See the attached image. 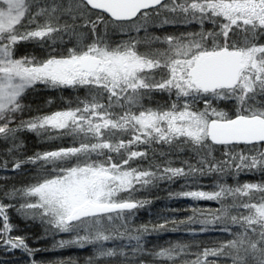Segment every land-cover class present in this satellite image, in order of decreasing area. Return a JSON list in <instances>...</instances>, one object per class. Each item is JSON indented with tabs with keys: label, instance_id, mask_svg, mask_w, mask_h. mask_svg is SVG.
<instances>
[{
	"label": "snow or ice",
	"instance_id": "obj_1",
	"mask_svg": "<svg viewBox=\"0 0 264 264\" xmlns=\"http://www.w3.org/2000/svg\"><path fill=\"white\" fill-rule=\"evenodd\" d=\"M49 238L87 250L53 264H264V0H0V264Z\"/></svg>",
	"mask_w": 264,
	"mask_h": 264
},
{
	"label": "trees",
	"instance_id": "obj_2",
	"mask_svg": "<svg viewBox=\"0 0 264 264\" xmlns=\"http://www.w3.org/2000/svg\"><path fill=\"white\" fill-rule=\"evenodd\" d=\"M32 99L34 102V106L39 105V107L43 111H52L58 107L66 106L67 102L70 99H73V97H71L67 93L51 95L50 93L45 92V93H40V94L34 96ZM49 99L52 100V102H53L52 105L47 104V100H49ZM26 145H27L28 153L31 154L33 151L42 150L45 147H52V146H54V143L50 144V145H45L44 143H42L37 138L31 137L29 140L26 141ZM31 175H32V173H29L28 176L20 177V179L21 180L30 179ZM249 178L251 179V177H249ZM252 178H255L254 180L258 179V177H252ZM206 180H205V182H206ZM228 182L231 184L233 181L231 180V178H229ZM206 183H210V181L207 180ZM173 187H178V185H174ZM159 195L161 197H166L167 193L164 191H160ZM201 204L206 205L208 207H215L216 206L213 202L212 203L211 202H205V203H201ZM165 205H167L168 207H181V206H188V202L167 201L166 199L156 200L152 205L153 213L161 211L165 207ZM178 215L182 218L183 216L187 215V213L181 212ZM154 218H155L154 216L149 215L147 210H144L140 213L138 220L147 221L149 219H154ZM15 220H16V223H18L19 227H20L19 234L27 235L30 238L34 237L37 234L42 235L43 229L38 224H31L30 222L26 223L24 220H22L18 216L15 218ZM182 235H183L182 233H170L169 232V233L163 234L160 237H151L150 239H154L158 243L164 244L167 241L176 240L178 237H180ZM59 238H62V237L58 236L57 239H59ZM63 238H66V237H63ZM29 242L32 243V240L30 239ZM52 244H53V240L51 238H49L46 240H40L38 244L34 245L36 247L49 249V251L37 254L38 258L40 260L45 261L46 264H53V262L56 261L57 259L67 258L69 256L82 257L83 255H85L87 253V250H80V249H73V248L64 249V250H52V248H51Z\"/></svg>",
	"mask_w": 264,
	"mask_h": 264
},
{
	"label": "rangeland",
	"instance_id": "obj_3",
	"mask_svg": "<svg viewBox=\"0 0 264 264\" xmlns=\"http://www.w3.org/2000/svg\"><path fill=\"white\" fill-rule=\"evenodd\" d=\"M249 177H251V176H243V175H242L240 179H241V181H245V180H252V181H255V180H254L255 178H252V177H251V179H250ZM206 182H207V180H206ZM206 182H205V183H206ZM232 183H233V182H232ZM206 184H207V183H206ZM201 203H205V202H201ZM211 203H212V202H211ZM201 205H202V204H201ZM202 206H204V207H208V206H206V205H202Z\"/></svg>",
	"mask_w": 264,
	"mask_h": 264
}]
</instances>
